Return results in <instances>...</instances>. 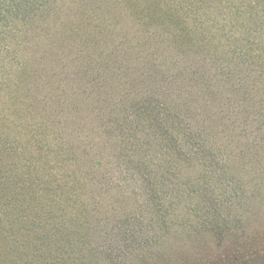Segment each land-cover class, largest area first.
<instances>
[{
    "label": "trees",
    "instance_id": "obj_1",
    "mask_svg": "<svg viewBox=\"0 0 264 264\" xmlns=\"http://www.w3.org/2000/svg\"><path fill=\"white\" fill-rule=\"evenodd\" d=\"M63 1L0 0V264H144V231L204 207L212 229L223 198L236 202L238 127L264 147V20L207 35L169 10L147 22L168 29L162 50L142 58L124 39L77 46ZM142 104L139 128L122 131Z\"/></svg>",
    "mask_w": 264,
    "mask_h": 264
},
{
    "label": "rangeland",
    "instance_id": "obj_2",
    "mask_svg": "<svg viewBox=\"0 0 264 264\" xmlns=\"http://www.w3.org/2000/svg\"><path fill=\"white\" fill-rule=\"evenodd\" d=\"M207 2L208 0H64L59 6L63 12H60L58 20L77 24V27L74 26V30L78 31L76 40L74 39L77 46L87 44L92 50L105 52L106 49H115L119 40L123 42L124 39L123 49H131L142 58L150 53L156 56L162 50L160 34H165L168 29L161 27L165 24L161 25L160 22L152 25L147 22L164 20L169 17V10L178 15L186 27H193L195 31L207 35L219 31L224 33L231 28L232 20L241 25H252L254 21L264 20V0H211L209 8L206 6ZM210 15L219 18L222 25L206 23ZM79 18L81 19L78 20ZM238 29L249 31L240 26ZM147 37L154 40L149 42L152 47L142 44L148 40ZM62 49L64 48L60 44L54 46L58 54ZM75 54L78 53L74 48ZM111 60V66L117 64L114 61H119L115 56ZM145 108L142 104L136 112L129 115L122 123V131L125 126H131L130 132L138 129L137 119ZM89 109H93L91 117H95L94 112H105L97 104ZM115 113L119 112L107 114ZM21 116V121L26 123L28 113L23 112ZM90 126L96 127L93 123ZM94 132L93 129L92 133ZM261 132L259 130L257 133ZM238 133L241 137L239 150L242 149L243 158L242 162H236L242 164H237V167L234 164L236 168L231 167L233 174L230 172L237 185V200L230 203L227 198H223L226 203L217 207L219 218L213 222L212 229L219 228V233L199 220L202 215L208 217L212 210L204 207L195 214L191 211H179V214L177 212L169 218L170 224H161L144 231V234L151 235L155 241L152 252L155 257L148 256L152 258L145 260L144 264H264V168L260 169L249 163L256 164L263 160L264 147H259L263 148L261 150L251 149L249 141L244 139L245 132L240 127ZM236 152L232 153L227 148L221 157L228 159L226 153H229L233 158ZM244 163L248 167L242 168ZM227 168L229 170L230 167ZM257 181H261L260 184L253 185ZM242 189H246L247 193L242 194Z\"/></svg>",
    "mask_w": 264,
    "mask_h": 264
}]
</instances>
